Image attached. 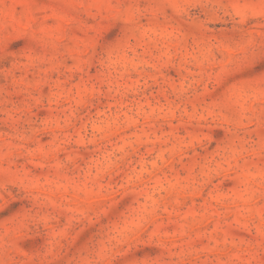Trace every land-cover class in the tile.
I'll list each match as a JSON object with an SVG mask.
<instances>
[{
  "label": "clouds",
  "instance_id": "obj_1",
  "mask_svg": "<svg viewBox=\"0 0 264 264\" xmlns=\"http://www.w3.org/2000/svg\"><path fill=\"white\" fill-rule=\"evenodd\" d=\"M0 264H264V0H0Z\"/></svg>",
  "mask_w": 264,
  "mask_h": 264
}]
</instances>
